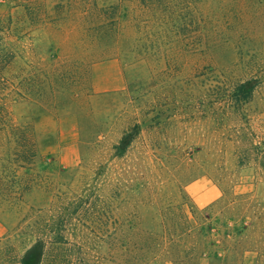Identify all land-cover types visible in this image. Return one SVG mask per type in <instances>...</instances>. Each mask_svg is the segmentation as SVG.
<instances>
[{
	"label": "rangeland",
	"instance_id": "rangeland-1",
	"mask_svg": "<svg viewBox=\"0 0 264 264\" xmlns=\"http://www.w3.org/2000/svg\"><path fill=\"white\" fill-rule=\"evenodd\" d=\"M0 75L37 151L0 264H264V0H0Z\"/></svg>",
	"mask_w": 264,
	"mask_h": 264
},
{
	"label": "trees",
	"instance_id": "trees-1",
	"mask_svg": "<svg viewBox=\"0 0 264 264\" xmlns=\"http://www.w3.org/2000/svg\"><path fill=\"white\" fill-rule=\"evenodd\" d=\"M154 1V0H153ZM254 82L245 81L236 85L229 95V102L232 104L248 102L252 95ZM12 82L0 75V171L13 172L14 180L11 182L15 190L14 200H20L22 196L34 188V182L26 179L27 172L34 165L37 151L34 136V128L28 123H14L9 103L15 98H24V95L16 93L12 89ZM134 133H125L120 139L117 149L123 152L136 134V126L133 127ZM41 245L37 242L27 250L26 255L21 259V264H36L37 251ZM35 260L34 262L31 260ZM39 260V259H38ZM37 260V261H38Z\"/></svg>",
	"mask_w": 264,
	"mask_h": 264
}]
</instances>
